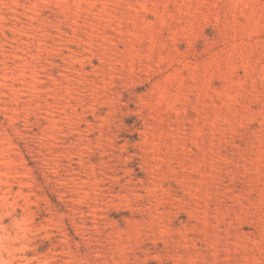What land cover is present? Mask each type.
I'll list each match as a JSON object with an SVG mask.
<instances>
[{"label":"rangeland","instance_id":"374dc122","mask_svg":"<svg viewBox=\"0 0 264 264\" xmlns=\"http://www.w3.org/2000/svg\"><path fill=\"white\" fill-rule=\"evenodd\" d=\"M0 264H264V0H0Z\"/></svg>","mask_w":264,"mask_h":264}]
</instances>
